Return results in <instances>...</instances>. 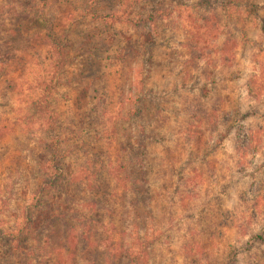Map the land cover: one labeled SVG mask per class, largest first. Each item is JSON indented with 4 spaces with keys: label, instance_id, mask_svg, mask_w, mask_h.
I'll return each mask as SVG.
<instances>
[{
    "label": "rangeland",
    "instance_id": "rangeland-1",
    "mask_svg": "<svg viewBox=\"0 0 264 264\" xmlns=\"http://www.w3.org/2000/svg\"><path fill=\"white\" fill-rule=\"evenodd\" d=\"M157 8L151 29L137 21ZM66 49L51 101L65 175L76 181L67 191L74 207L94 198L93 209L79 207L95 228L91 253L82 236L69 253L46 246L36 260L71 264L88 254L123 264V240L146 249L142 264H264V236L252 238L264 234V0H0L4 229L36 212L32 153L44 136L32 134V95ZM139 131L153 199L135 217L120 176ZM8 247L0 243V264H27Z\"/></svg>",
    "mask_w": 264,
    "mask_h": 264
},
{
    "label": "trees",
    "instance_id": "trees-1",
    "mask_svg": "<svg viewBox=\"0 0 264 264\" xmlns=\"http://www.w3.org/2000/svg\"><path fill=\"white\" fill-rule=\"evenodd\" d=\"M45 6V4H43ZM153 14L146 16H140L137 21L142 22L147 20L148 27L151 29V24L154 22V18L159 14L160 9H155ZM43 14V13H39ZM113 11L107 12L101 15L92 16L96 19L108 17H114ZM137 16V15H135ZM131 21H136L130 19ZM62 48V46H60ZM58 57L54 61V67L57 69L53 75H45L40 79L35 86V93L32 95V134L36 136L37 133L43 134V138L37 143H40V150L36 153H32V168L35 170L36 187L32 191V220L26 222V225L15 224L10 228L4 229L0 227V243L6 242L9 245L5 254L11 256L17 255L19 251L23 256H27L25 263L27 264H41L40 260H36L39 250L43 247L50 248V251L66 249H76L77 245L82 241V236H85L84 253H91L92 247L90 236L92 230L95 228V217L92 214H86L80 207L88 202L89 209L94 198L84 199V201H77V206L74 207L75 201L74 195L69 194L67 191V185L70 181L76 182L75 179H69L65 173V154L62 144V120L59 118V112L57 111V103L51 101V95L63 84L61 76H58V71L62 70L67 60L69 51L66 49L57 51ZM255 81L247 83V90L251 97L258 99L260 90L264 89V85L258 91L253 86ZM144 106V105H143ZM145 107L141 109H134L132 115L142 116ZM130 154L127 163L129 168L126 174L121 175L120 178H124L126 191L125 196L128 197L129 207H133L135 217L139 214V207L147 205V202H151L153 195L149 192L148 176L149 169L144 166L145 145L142 143V132H133L130 140ZM138 149L133 150L134 147ZM123 167V165H122ZM81 180V179H80ZM78 181V180H77ZM87 198V197H85ZM89 200V201H88ZM83 203V204H81ZM91 204V205H90ZM80 206V207H79ZM82 213V216L79 215ZM86 233L88 235H86ZM263 233H255L252 238H263ZM142 238L147 237L142 235ZM39 242L37 246L33 245V241ZM142 245V244H141ZM35 247V248H33ZM119 254L124 258L123 264H142L143 259L147 256L146 249L135 245L132 242L121 241ZM32 257H31V255ZM30 255V256H29ZM88 254L75 257V254L71 257V264H97L100 263V259L87 256ZM4 256V253H3ZM34 256V257H33ZM102 264H112L111 261L106 258L101 261Z\"/></svg>",
    "mask_w": 264,
    "mask_h": 264
}]
</instances>
